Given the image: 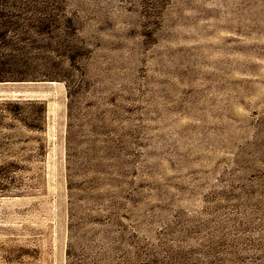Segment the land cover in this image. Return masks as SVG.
I'll use <instances>...</instances> for the list:
<instances>
[{
	"label": "rangeland",
	"instance_id": "obj_1",
	"mask_svg": "<svg viewBox=\"0 0 264 264\" xmlns=\"http://www.w3.org/2000/svg\"><path fill=\"white\" fill-rule=\"evenodd\" d=\"M0 264H264V0H0Z\"/></svg>",
	"mask_w": 264,
	"mask_h": 264
},
{
	"label": "trees",
	"instance_id": "obj_2",
	"mask_svg": "<svg viewBox=\"0 0 264 264\" xmlns=\"http://www.w3.org/2000/svg\"><path fill=\"white\" fill-rule=\"evenodd\" d=\"M1 43L4 45H10L13 43V40L0 35V46ZM6 66H11V63H9L3 54H0V81L11 80L17 77V72L11 68L8 70Z\"/></svg>",
	"mask_w": 264,
	"mask_h": 264
}]
</instances>
